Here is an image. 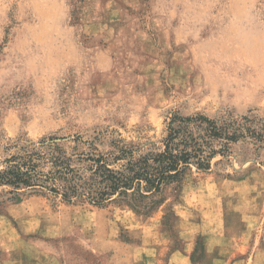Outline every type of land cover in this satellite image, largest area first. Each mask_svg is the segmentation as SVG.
<instances>
[{
    "label": "rangeland",
    "instance_id": "rangeland-1",
    "mask_svg": "<svg viewBox=\"0 0 264 264\" xmlns=\"http://www.w3.org/2000/svg\"><path fill=\"white\" fill-rule=\"evenodd\" d=\"M197 111L264 116V0H0V160L48 135L149 146ZM259 154L193 169L148 215L44 192L2 201L0 264H264Z\"/></svg>",
    "mask_w": 264,
    "mask_h": 264
},
{
    "label": "trees",
    "instance_id": "trees-1",
    "mask_svg": "<svg viewBox=\"0 0 264 264\" xmlns=\"http://www.w3.org/2000/svg\"><path fill=\"white\" fill-rule=\"evenodd\" d=\"M98 140L99 135L74 134L7 143L0 160V202L44 192L67 203L100 206L119 200L148 215L181 189L193 169L206 171L223 159L230 163L232 155L257 159L264 144V116L176 112L158 143L142 146L117 138L99 149ZM238 143L252 147L243 156L232 149Z\"/></svg>",
    "mask_w": 264,
    "mask_h": 264
}]
</instances>
